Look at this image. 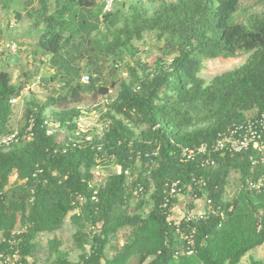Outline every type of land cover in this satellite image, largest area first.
<instances>
[{
	"label": "trees",
	"instance_id": "16d2710c",
	"mask_svg": "<svg viewBox=\"0 0 264 264\" xmlns=\"http://www.w3.org/2000/svg\"><path fill=\"white\" fill-rule=\"evenodd\" d=\"M53 4L52 10L39 11L36 46L44 74L61 86L42 103L34 97L25 103L21 130L31 119L32 139L0 147V261L16 252L13 264H36V238L57 232L72 213L75 242L90 244L80 264H101L123 228L131 231L126 243L104 264H128L132 257L137 264H239L264 243V190L245 187L247 179L264 174V163L252 165L243 153L213 155L216 166L201 168L196 160L181 161L180 149L211 144L227 127L264 112V10L250 13L255 10L242 9L239 0H124L106 13L102 1L99 7L96 0ZM149 34L161 43V56L146 65L139 62L134 42ZM244 54L245 63L208 83L198 76L204 61ZM107 73L109 84L99 86ZM24 86L11 83L10 74L0 70V140L13 133L10 101L20 98ZM115 86L105 114L110 124L102 134L88 135L90 141H79L73 133L81 112L68 105L88 92L107 95ZM50 110L52 118L46 115ZM45 119L66 130L62 142L46 136ZM135 129L141 130L136 134ZM105 157L121 172L94 183L93 170ZM231 171L239 174L241 189L227 202L223 195ZM13 173L16 184L10 186ZM193 179L204 187L194 186ZM173 181L209 197L224 214L222 221L211 217L196 225L190 256H174L177 247L186 246L159 210L165 185ZM137 187L143 191L138 196ZM150 190L152 211L145 218L130 215L129 200L141 197L139 210ZM59 246L52 239L50 254ZM55 264L71 263L62 254ZM250 264L264 260L250 258Z\"/></svg>",
	"mask_w": 264,
	"mask_h": 264
},
{
	"label": "rangeland",
	"instance_id": "374dc122",
	"mask_svg": "<svg viewBox=\"0 0 264 264\" xmlns=\"http://www.w3.org/2000/svg\"><path fill=\"white\" fill-rule=\"evenodd\" d=\"M102 0H96V7L101 5ZM124 1V0H117ZM126 1V0H125ZM174 1V0H170ZM36 3V0H0V17L3 16V20L8 21H16L14 18V14L23 15V12H26V5L24 4H33ZM239 4L242 9H254L256 12L260 13L264 10V0H239ZM13 11V12H11ZM5 16V18H4ZM241 15L237 18L236 22L241 20ZM27 19L21 18L16 21L15 26L12 30H10V35H7L5 39L12 40L15 43L17 42L19 45V52L13 58H6L7 61H13L11 64H7L6 68L9 69V74L11 76V83L19 84L24 83L25 86L22 90L20 98H17L15 103L12 105L11 116L8 121L9 127L15 131H19L23 128L25 124L24 120V111L26 108V104L33 97L40 103L44 102V100L51 96L52 92L56 87H60L61 84L59 82L51 83L48 80V73L44 74L45 64H40L39 60H42L41 52L37 48L36 44V34H32L29 38H20L21 32L25 29L23 28ZM1 33V32H0ZM8 33V32H7ZM3 34V33H1ZM2 37V35H0ZM5 37V35H3ZM2 40V39H0ZM154 38L152 35H147L140 42L135 43L134 46L140 51L138 52L139 62L146 65H151L158 56H161V52L159 47L161 43L154 42ZM34 53V54H33ZM33 56V57H32ZM46 58V57H45ZM171 58V57H168ZM248 58V54L239 55L234 59L229 60H207L202 64V68L198 74V76L204 80L205 83H208L214 76L223 74L225 72L231 71L233 69L238 68ZM42 62V61H41ZM129 62V61H128ZM131 64V61L129 62ZM41 77V83L38 87L34 88L32 91H28L26 85L29 83L32 77L35 76ZM85 76V75H83ZM82 76V77H83ZM122 77L126 74H121ZM101 82L98 85H108L110 82L109 74H105L103 76ZM56 85V86H55ZM117 92V87H109V92L107 95L100 96L96 93H85L80 98V102L76 104L68 105V109L76 108L81 112V118H77L75 120L76 126L78 128L76 135L79 133V137L82 134H88L89 136H98L102 134V132L107 128L110 124V120L105 116L110 103L114 100ZM255 112L250 113L254 114ZM46 115L49 118L51 116V110L46 112ZM253 116V115H252ZM141 129H135L136 134L140 132ZM66 130H62L61 134L56 138L58 142H62L64 138L67 136ZM118 167L112 164L111 160L107 157L103 159L102 162L98 163L93 170V180L94 183L100 184L103 183L109 175L113 173H117ZM92 180V182H93ZM9 185L16 184V176L15 174H11L9 177ZM241 189V184L239 181V174L235 171H231L227 178V184L225 188V192L223 195V200L230 202L233 198L236 197L237 193ZM150 190L147 196H144L141 209L136 210V206L139 203L141 197L137 198L136 196L129 200L128 212L130 215H139L141 218H145L152 211V202L150 200ZM78 212V210L73 211V213ZM70 213L64 220L61 228L54 233L51 234H40L36 238L37 248L34 256V261L36 264H55L57 256H62V254L66 255V259L71 264H80L78 261L82 255L87 256L90 252V244L87 243L85 245H79L75 242L74 232L75 226L71 223ZM91 228L88 224L85 226V232L88 233V229ZM17 233L21 231L19 226L16 227ZM131 233L130 229L123 228L120 230L115 236L116 240H112L110 245L107 247L104 253V259L102 260V264L106 261H111L112 258L116 255V251L126 243V240ZM120 238V239H119ZM52 239H56L60 242V246L58 248L57 253L50 254L49 250V242ZM119 239V240H118ZM118 243V244H117ZM118 247V248H117ZM114 249V250H113ZM183 256V255H181ZM250 258H254L256 260H264V243L250 251L246 254L240 261L239 264H250ZM128 264H137V258L134 260L133 257L128 261Z\"/></svg>",
	"mask_w": 264,
	"mask_h": 264
},
{
	"label": "built area",
	"instance_id": "2783aa9c",
	"mask_svg": "<svg viewBox=\"0 0 264 264\" xmlns=\"http://www.w3.org/2000/svg\"><path fill=\"white\" fill-rule=\"evenodd\" d=\"M116 0H102L103 12H109L113 7ZM14 21L8 22V27L13 28ZM19 52V45L15 42H5L0 40V58H13ZM41 77H32L29 83L26 85L28 91H32L40 84ZM81 82L86 84L88 82V76H83ZM15 103V100H11V104ZM79 118H81V113ZM28 125L24 130L15 131L7 137H3L0 140V147L8 148L12 144L18 142L29 141L32 139V120L27 122ZM43 127L45 129L46 136L58 137L63 128L57 122L50 119L43 121ZM78 128L74 131V135L79 141H90L88 134H83V139H80L79 133L76 135ZM81 136V135H80ZM77 140H73L68 137V142L73 145L79 143ZM248 154L249 161L252 165L264 163V112L255 114L254 116L247 117L245 121L240 124H234L227 127L223 132L218 133L216 138L211 144L201 143L200 145L190 148L183 147L180 149V160L184 162L196 160L201 168H214L216 162L212 158L213 155H236V154ZM121 170L118 167L117 173L120 174ZM124 174L127 175V172ZM94 182V180H93ZM194 186L202 189L204 183L201 180H192ZM245 187L250 192H260L264 190V174L257 179H247ZM191 188L180 181H173L165 185L163 191V197L159 205L160 214L164 217L167 224L174 228V234L178 236L179 240L185 244V248L177 247L174 256L181 255H193L195 251L194 233L197 224L207 222L211 217L220 218L221 221L224 214L214 204V202L207 196H198V193L194 191L189 193ZM142 188L137 187L134 194L136 196L142 194ZM183 196H189L188 204L184 208L180 217H176V204L179 198ZM93 199V198H92ZM201 203V209H198V205ZM219 223V227L221 224ZM18 261V254L14 252L10 256H7L0 261V264H13Z\"/></svg>",
	"mask_w": 264,
	"mask_h": 264
},
{
	"label": "crops",
	"instance_id": "0c3cea01",
	"mask_svg": "<svg viewBox=\"0 0 264 264\" xmlns=\"http://www.w3.org/2000/svg\"><path fill=\"white\" fill-rule=\"evenodd\" d=\"M53 3H54V0H45V1L36 0V3L24 4V5H26L27 11L23 12L22 13L23 15L14 14V18L16 19L17 22L21 18L27 19V22L24 24L25 26L23 27L25 30L23 32H21L20 38H22V39L27 38V37L29 38V36H31L32 34H36V39L38 38V36L40 34V30H41V25L38 23V22H40L39 11L41 9H43L44 7H49L50 10H52V8L54 6ZM11 12H13V11H11ZM37 12H38V15H37ZM4 18H5V16H4ZM5 24H6V20L5 19L3 20V16H1L0 17V32L3 34L0 33V35H2V37H0V39H2V41H5V42H8V41L14 42L12 40L5 39L7 37V35L10 33V30H12V29L6 28ZM3 35H5V37H3ZM9 36L12 37L10 34H9ZM12 61H13V59H12ZM12 61L9 60V62H8L6 58H0V70L7 71L9 73V69L6 68V65L7 64L10 65ZM188 201H189V196H183V197L178 199L177 204H176V217L177 218L181 216V213L184 210V208L186 207V205L188 204L187 203ZM201 207H202V205L200 203L198 205V209H201ZM114 240H116V239H114ZM102 262H101V264H102Z\"/></svg>",
	"mask_w": 264,
	"mask_h": 264
},
{
	"label": "clouds",
	"instance_id": "9594fccd",
	"mask_svg": "<svg viewBox=\"0 0 264 264\" xmlns=\"http://www.w3.org/2000/svg\"><path fill=\"white\" fill-rule=\"evenodd\" d=\"M116 1H117V0H116ZM116 1H115V2H116ZM113 6H114V5H113ZM111 9H112V8H111ZM103 13H104V12H103ZM8 22H10V21H8ZM8 22L5 24V27L8 28V29H13L14 27H13V28H9V27H8ZM14 23H16V21H14ZM14 26H15V25H14ZM16 43H17V42H16ZM17 44H18V43H17ZM12 100H15V101H16V99H12ZM10 104H11V101H10ZM13 104H14V103H13ZM13 104H11V105H13Z\"/></svg>",
	"mask_w": 264,
	"mask_h": 264
}]
</instances>
